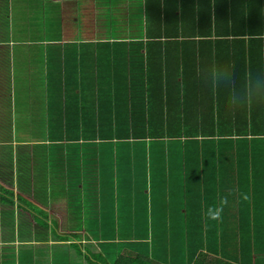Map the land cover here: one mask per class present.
Here are the masks:
<instances>
[{
  "label": "crops",
  "instance_id": "0c3cea01",
  "mask_svg": "<svg viewBox=\"0 0 264 264\" xmlns=\"http://www.w3.org/2000/svg\"><path fill=\"white\" fill-rule=\"evenodd\" d=\"M159 10L172 33L168 0H0V247L16 264L21 250L27 264H93L97 253L113 262L120 252L95 236L125 218L144 244L124 252L161 264L255 260L240 259L237 236L264 234V133L240 138L227 124L251 111L264 122V82L251 90L262 106L254 98L243 116L229 101L238 85L210 87L214 46L211 64L198 38L182 50V37L145 35ZM21 21L27 33L6 35ZM123 120L138 124L130 137L140 141L123 142ZM193 121L217 122V133L188 137Z\"/></svg>",
  "mask_w": 264,
  "mask_h": 264
},
{
  "label": "trees",
  "instance_id": "16d2710c",
  "mask_svg": "<svg viewBox=\"0 0 264 264\" xmlns=\"http://www.w3.org/2000/svg\"><path fill=\"white\" fill-rule=\"evenodd\" d=\"M169 17L165 21L168 24V28H174L170 33L166 28H160V10L158 12L156 21V29L151 33V27H145V35L149 38H169V37H182L183 43L181 45L182 50L188 45L189 38H198L201 40L199 45L205 44L207 51V62L213 64L209 59L208 48L214 46V50L217 53L220 61V67L226 68L230 72V79L225 81L236 89H229L231 92L229 101L235 100V105L241 107L243 116H246L247 111L253 110L255 105L254 98H259V95L251 94L252 86L256 83L264 82V40L260 38L264 34V27L261 23L258 26L252 25V19H261L264 17V0H168ZM260 5L254 9L251 6ZM147 12V11H145ZM146 20H149L147 17ZM158 24H160L158 26ZM196 49L193 46V53ZM207 65V64H206ZM196 73L193 70L191 79ZM239 89V90H238ZM186 92H183V94ZM193 97L197 95L194 94ZM180 94V93H178ZM242 100V103H240ZM260 105L262 106L261 98H259ZM222 102L224 103L223 99ZM246 102V104H245ZM247 105V106H246ZM251 106V108H250ZM238 110V106L236 107ZM262 111V110H261ZM253 112H248V116L243 120H239L236 123H228L229 128L238 127L237 136L247 137L249 135H256L264 133L263 121H252ZM246 119V120H245ZM245 120V121H244ZM192 131L188 137H214L217 133L216 127L219 123L211 122L202 124L201 121H193ZM137 123H129L123 120L121 128L118 132L123 131V142L140 141L135 136V127ZM209 126L207 130L203 128L199 131V126ZM221 129V128H220ZM75 132V131H74ZM75 137L74 135L69 136ZM70 158V156H69ZM68 158V161L70 162ZM69 165V164H68ZM69 176H71V169H69ZM244 242H246V251H243L241 260L255 259L254 262H258L264 256V250H257V248L264 246V234L263 235H240L237 236ZM257 250V252H256ZM236 261L238 258H235ZM90 261L93 264H161L148 256L141 255L136 252L127 251L119 253L113 262H109L101 253H97L95 256H91ZM251 263V264H253ZM193 264H234L229 260H225L219 257L210 258L208 255L199 254L194 260Z\"/></svg>",
  "mask_w": 264,
  "mask_h": 264
},
{
  "label": "rangeland",
  "instance_id": "374dc122",
  "mask_svg": "<svg viewBox=\"0 0 264 264\" xmlns=\"http://www.w3.org/2000/svg\"><path fill=\"white\" fill-rule=\"evenodd\" d=\"M24 6V3H23ZM37 14H40V12H36ZM21 23L23 24V27L20 26H16L15 23L13 24V26L4 28L7 29V33L8 34H13V35H22V33H27L25 32L26 30V23L25 21H21ZM18 24V23H16ZM3 29V28H0ZM39 30H42L41 27L39 28ZM40 33L42 34V32L40 31ZM2 34V33H1ZM18 47H13V50H18ZM3 204V203H1ZM4 205V204H3ZM3 213V211L1 212ZM1 221L8 223V219H5L4 213L1 215L0 217ZM112 223H115V218L109 220ZM120 221V220H118ZM134 223L133 219H129V218H125L123 219V227L121 229L118 228V231L115 232V230H109L110 234H106L103 236L97 235L95 236V238L99 239L100 237L102 239H109L108 242H105L104 244L107 246H110L114 251H119L120 253H124V246L127 247H134L135 243H140V244H144L142 242H136V237L132 234H130V228L128 227L129 225H132ZM110 228H115L114 226H111ZM4 234L3 236H1L2 241H7V239L10 237L8 235V233H10V230H4ZM8 232V233H7ZM128 249V248H126ZM20 259H19V264H27V259L26 257V253H24L23 250L20 251ZM109 260V259H108ZM109 261H112V259H110ZM0 264H16V256L14 255V251L10 250V247L8 246H3L0 247ZM256 264H264V257H262Z\"/></svg>",
  "mask_w": 264,
  "mask_h": 264
},
{
  "label": "clouds",
  "instance_id": "9594fccd",
  "mask_svg": "<svg viewBox=\"0 0 264 264\" xmlns=\"http://www.w3.org/2000/svg\"><path fill=\"white\" fill-rule=\"evenodd\" d=\"M210 68L214 69L213 71V78L210 81V87L213 91H215L222 82H224L226 79H230V72L226 68H221L215 64L211 65ZM227 204V198L225 197L219 205H213L210 206L207 209L206 216L211 219H218L223 212V205Z\"/></svg>",
  "mask_w": 264,
  "mask_h": 264
}]
</instances>
